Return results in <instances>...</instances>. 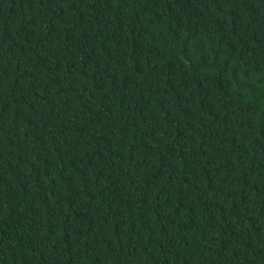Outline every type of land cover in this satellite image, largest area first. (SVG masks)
Here are the masks:
<instances>
[{
	"label": "trees",
	"instance_id": "trees-1",
	"mask_svg": "<svg viewBox=\"0 0 264 264\" xmlns=\"http://www.w3.org/2000/svg\"><path fill=\"white\" fill-rule=\"evenodd\" d=\"M0 264H264V0H0Z\"/></svg>",
	"mask_w": 264,
	"mask_h": 264
}]
</instances>
